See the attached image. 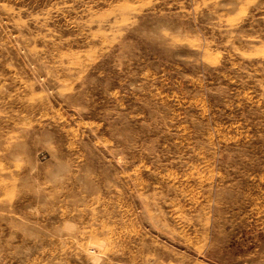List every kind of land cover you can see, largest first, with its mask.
Listing matches in <instances>:
<instances>
[{"label":"rangeland","instance_id":"rangeland-1","mask_svg":"<svg viewBox=\"0 0 264 264\" xmlns=\"http://www.w3.org/2000/svg\"><path fill=\"white\" fill-rule=\"evenodd\" d=\"M0 264H264V0H0Z\"/></svg>","mask_w":264,"mask_h":264}]
</instances>
